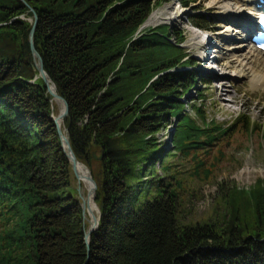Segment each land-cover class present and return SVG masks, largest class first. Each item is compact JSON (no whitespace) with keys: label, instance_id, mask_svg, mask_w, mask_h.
Listing matches in <instances>:
<instances>
[{"label":"trees","instance_id":"1","mask_svg":"<svg viewBox=\"0 0 264 264\" xmlns=\"http://www.w3.org/2000/svg\"><path fill=\"white\" fill-rule=\"evenodd\" d=\"M167 1L0 0V264H264L263 181L221 184V208L181 221L180 183L166 159L193 153L200 177L196 153L229 127L206 123L187 100L200 77L184 35L167 25L139 31ZM30 9L34 47L68 104L70 146L97 187L89 248L76 179L33 68ZM189 21L209 29L203 16Z\"/></svg>","mask_w":264,"mask_h":264},{"label":"rangeland","instance_id":"2","mask_svg":"<svg viewBox=\"0 0 264 264\" xmlns=\"http://www.w3.org/2000/svg\"><path fill=\"white\" fill-rule=\"evenodd\" d=\"M216 4L215 0H193L185 8L179 6L176 0H170L153 11L171 18L163 25L184 35L185 42L181 47L190 55L195 65L193 70L200 77L187 100H193L201 108L206 123L229 127L213 146H203L206 150L196 153L198 161L203 163L198 169L200 177L195 176L197 164L193 160V153L188 157L166 159L180 183V217L186 224L205 221L217 208L222 207L223 193L219 185L222 184L224 190L231 185L249 189L259 180L264 183V88H254L252 84L254 74H264V61H261L264 58L260 57L256 63L250 64L249 70L239 68L233 62L231 44L238 45L240 39L233 29L223 33L225 26L233 25V16L222 14ZM198 15L205 18L208 31L190 25V17ZM216 35L221 37L217 38ZM193 38H197V44L202 45L192 46L190 40ZM208 39L211 41L206 46ZM239 72H242V76H238ZM231 100L234 102L230 103ZM182 101L186 103L185 98ZM187 110L200 124L198 117L190 109ZM157 138L166 143L168 130H162ZM219 150L221 156L218 155ZM215 157L218 162L214 174L205 181L202 173ZM158 174L162 175L159 171ZM80 191L86 197L87 188L83 183Z\"/></svg>","mask_w":264,"mask_h":264},{"label":"water","instance_id":"3","mask_svg":"<svg viewBox=\"0 0 264 264\" xmlns=\"http://www.w3.org/2000/svg\"><path fill=\"white\" fill-rule=\"evenodd\" d=\"M33 14V25L29 32V46L30 52L33 58V68L37 71L38 76L42 79L46 93L49 96V102L51 106V118L55 125L57 135L61 142V148L63 150L64 155L68 159L71 164L72 172L76 179L77 184V192L81 202V210L84 222H87L89 227L85 232V245L89 248L90 245V236L91 234L98 229L99 222H100V211L98 206L95 203V191H96V183L91 176L90 170L81 162L77 160L75 157L72 148L70 146L69 138L67 135V129L64 128L63 122L67 118L69 113V108L67 102L57 94L56 87L53 82L48 78L44 68H43V61L36 51L33 43V35L36 30L37 26V16L35 15L34 11L30 9ZM147 21L141 26L140 30L147 28L146 26ZM155 27V26H152ZM54 105L58 108L57 115L54 114ZM174 128H172L173 130ZM84 184L87 188L86 197H83L80 191V185ZM93 204L97 208L96 214L92 211L90 204Z\"/></svg>","mask_w":264,"mask_h":264},{"label":"bare ground","instance_id":"4","mask_svg":"<svg viewBox=\"0 0 264 264\" xmlns=\"http://www.w3.org/2000/svg\"><path fill=\"white\" fill-rule=\"evenodd\" d=\"M216 1H217L216 5L222 14H226L229 17L233 16L231 20L233 22V25H229V27L225 26V31H223V33H227L233 29L234 30L233 32H235V35H238V37L237 36L236 37L240 39L238 41L239 43L238 45L231 44V49L233 51L230 53V55L233 59V62L237 64L239 68L249 70L248 66L250 64L252 65L255 61H258L259 59H261L260 57L264 58V54L255 48V46L252 44V42L249 40L246 34V31L257 29L256 28L257 19L258 17H260L259 16L260 12L257 7L259 0H236V1L234 0H215V3ZM169 19L171 18H168V17L165 18L161 15V13L152 12V14L149 16L147 20L146 26L147 27L156 26L158 24L167 22ZM216 37L220 38L221 36L216 35ZM190 41H191L192 46L199 44V43L197 44V38H193ZM210 41L211 40L209 39L207 40L206 46L210 44ZM201 45H198V46H201ZM261 61H264V60L262 59ZM242 72L237 73L238 76H242ZM254 75H253L254 76L253 78L255 80L252 82L253 87L254 88H264V74L261 73V74H254ZM231 102L233 103L234 101L231 100L230 103ZM90 207L95 214L97 212V208L93 204V202H91Z\"/></svg>","mask_w":264,"mask_h":264}]
</instances>
